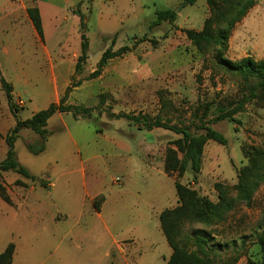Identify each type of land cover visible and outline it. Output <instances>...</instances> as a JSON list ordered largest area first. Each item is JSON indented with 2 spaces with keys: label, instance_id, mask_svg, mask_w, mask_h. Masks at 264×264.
I'll list each match as a JSON object with an SVG mask.
<instances>
[{
  "label": "rangeland",
  "instance_id": "1",
  "mask_svg": "<svg viewBox=\"0 0 264 264\" xmlns=\"http://www.w3.org/2000/svg\"><path fill=\"white\" fill-rule=\"evenodd\" d=\"M80 1L83 6H76L73 11L81 9L86 19L85 28L82 30L72 21L66 25L71 55L55 57L54 78L57 82L51 81L49 70L46 75L36 74L39 86L21 90L26 107L22 109L24 104L21 106V101L16 103L22 109V119L47 109L52 103H59L64 96L66 105L95 108L88 117L74 119L69 114L61 119L55 118L50 129L55 134L60 130L63 132L50 136L47 149L39 155L32 154L26 147L27 143L39 140L32 131L24 130L16 142L17 158L33 176L40 177L50 163L55 166V175L72 172L67 176L70 179L68 184L65 178L56 176L53 180L56 187L51 190L53 199L70 214L51 243H62L68 256L59 259L50 255L37 238L36 249L23 257L24 263L127 264L130 260L129 264H136L128 256L125 263L122 259L108 261L105 253L112 238L105 224L90 215L88 209L83 212L80 209V202L88 191L85 181L93 174L99 175L106 195L125 191L130 197L128 207H120L123 202H118L111 212L116 211V214L105 219L116 236L123 235L117 228L124 230L137 224L136 208L131 206L137 197L145 201L154 199L157 197L156 187L167 196H177L175 183L180 182L213 203H219L224 197L232 204L225 219L211 226L186 220L181 227V247L211 259L213 264L231 262L236 256H240L236 264H247L249 258L261 261L258 236L264 232V178L250 200L239 198V183L246 168H249L245 172L246 184L255 182L257 174L264 177V95L236 116L239 124L212 120L218 103L240 92L242 79L219 64L216 50L209 48L199 52L184 33L187 29H203L210 15L206 0H199L194 5H186L184 0ZM157 10L175 11L177 20L151 28ZM64 13L69 17L72 15L68 9ZM76 29L81 34L85 32L89 41L88 59L79 73L75 72L81 55L80 34ZM116 35L113 52L126 48L125 53L110 60L99 76L91 77ZM73 51H79L78 55H72ZM249 55L256 60L264 59V0H258L236 25L223 52L224 59L231 61ZM68 88L71 91L66 94ZM209 106L212 107L206 120H210L209 125L228 139V144L207 142L197 183L191 170L183 176L165 172L167 151L177 149L175 141L181 136L164 129L141 131L127 119L118 120L111 116H161L173 124L191 126L192 123L198 124ZM11 119L15 120L0 83V127L7 128ZM192 131L196 132L195 128ZM16 176L18 174L12 171L0 173V183L6 186L12 201L11 204L5 202V210L0 212V254L11 242L19 243L30 238L23 236V226L19 236L14 208L31 197L30 193L35 191L30 189L35 188L37 192L42 188L39 179L32 182L20 175L26 186L17 185ZM39 193L47 194L43 189ZM55 214L58 213L55 211ZM55 219V223H59L65 218L58 214ZM155 223L156 220L151 219L149 238L138 247L143 252L145 264H162L163 258L167 257L166 250L171 249L162 229L159 226L156 229ZM199 232L209 239L208 249L204 252L195 245ZM15 254L16 249L12 264H17Z\"/></svg>",
  "mask_w": 264,
  "mask_h": 264
},
{
  "label": "trees",
  "instance_id": "2",
  "mask_svg": "<svg viewBox=\"0 0 264 264\" xmlns=\"http://www.w3.org/2000/svg\"><path fill=\"white\" fill-rule=\"evenodd\" d=\"M199 0H184L186 5H194ZM258 0H206L210 15L205 20L203 29L200 31L194 29L184 30L185 35L192 45L199 51L204 52L209 48L217 51V60L219 64L226 68L229 72L238 74L242 79V88L235 97L227 98L224 102L218 103L214 111L215 122L228 121L239 124L236 116L246 107L264 95V59L256 60L253 56L244 57L238 61L224 59L223 52L227 49L230 37L236 25L255 7ZM29 16L35 26L42 41L45 40L43 22L40 10L36 7L28 10ZM80 16L81 29L85 28V17L78 11ZM177 13L172 10H157L156 19L152 22V27H157L163 22L173 23L177 20ZM116 37L112 41V45L103 53L97 70L92 73L93 78L99 76L108 62L116 57L122 56L126 48H121L113 52V45L116 43ZM89 41L85 32L81 34V55L78 58L75 72L79 73L82 64L88 59ZM1 65V62H0ZM0 83L5 91L8 105L15 116L16 125L10 130L5 137L8 152L5 160L0 161V173L15 172L25 179L35 182L39 179L40 185L44 188L48 187L53 165L49 164L44 171L40 173V177H35L24 167L17 158L16 142L20 138L23 130H29L38 135L39 140L34 143H27L26 147L34 155H39L46 150L47 141L53 134L48 129L49 120L57 113L72 114L74 119L79 116H91L95 108L84 107L80 105H66V96L59 103H52L47 109L35 113L31 118L20 119L18 113L21 109L14 101L13 87L1 75L0 66ZM67 89L66 94L70 92ZM209 106L203 113V118L198 120L201 124L192 123L191 126L186 123L173 124L171 120H165L161 116L151 115H129V114H111L116 119H127L129 122L137 126L141 131H153L154 129H164L171 131L179 136L180 139L175 141L177 149H169L165 157V172L168 175L177 174L183 176L188 170L194 173V182L197 183V177L201 173L203 166L204 148L208 141H214L222 146L228 144V139L219 131L209 125V117L211 111ZM195 128L196 132H193ZM182 155V157H181ZM243 170L239 183V198L250 200L254 190L263 180V175L257 174L255 182L246 184V171ZM243 175V176H242ZM17 185L26 186L21 180L16 181ZM176 194L179 205L174 209H166L160 215V223L162 232L172 248L173 253L166 264H213L211 259L200 256L197 252H190L188 249L180 246L181 227L186 220L191 222L202 223L211 226L225 219V215L232 209L231 201L221 197L219 203H213L208 198L202 197L196 190L181 184L175 183ZM0 198L7 204H11V198L7 192V188L0 183ZM98 199L103 200V196H99L94 204L97 209ZM258 244L261 247V261L249 258L247 264H264V232L258 236ZM195 245L198 250L204 252L208 249L209 239L207 236L199 235L195 239ZM16 246L10 243L5 251L0 254V264H12ZM240 256H236L231 262L224 264H236Z\"/></svg>",
  "mask_w": 264,
  "mask_h": 264
},
{
  "label": "crops",
  "instance_id": "3",
  "mask_svg": "<svg viewBox=\"0 0 264 264\" xmlns=\"http://www.w3.org/2000/svg\"><path fill=\"white\" fill-rule=\"evenodd\" d=\"M72 2V0H0L1 75L12 85L14 101L16 103L20 101L23 102L24 107L22 109L26 107V102L22 99L23 93L21 90L29 87H33L34 89L38 87L39 79L36 74L40 73L41 75H46L48 74V70L51 74V81L55 80L57 82V79L54 78L55 57L71 55L68 52L71 40L68 38L69 31L66 25L71 21L75 23V26L80 25V16L77 14L79 10L75 12L73 8L83 3L80 0ZM33 7L40 10L45 35L44 41L40 38L28 13V10ZM65 9H68V12L72 13L70 17L68 14L64 13ZM81 13L83 14L82 11ZM76 32L78 35L80 34L81 46V33L79 30ZM55 42L56 44H54ZM78 52L79 51H73L72 55L76 56ZM21 110L18 113L20 119H22L20 116ZM67 115H69V113H57L49 120L48 129L53 132L51 137L63 132L60 130L55 134L53 129H50V125L55 123L53 122L54 119H61ZM15 125L16 119H11L7 128L5 126H1L3 129L0 127V161L5 160L8 152L5 137ZM55 172V166H53L48 187L40 188L47 192L45 196L39 193L40 189L36 192V189L32 188L30 190L35 192L30 193L31 197L25 199L18 208H14L15 222L17 223L19 236L22 231V226L25 228L23 236H25V238L30 236L29 239L26 238L25 240H21L19 242L20 244L17 241L16 243L11 242L16 244L17 255L15 254V260H17V264H25L23 257H25L29 251V254H31L33 249H36L35 243L37 238L44 243V247L51 253L50 255H56V258L59 259H65L68 256V251L63 249L62 243H51L56 232H60L63 228L62 225L70 218V214L62 210L57 201L53 199L51 190L56 187V183L53 181L56 176H58V179L65 178V182L68 184L70 183V179L67 176L72 172L65 171L57 175H55ZM163 175L169 178L166 173ZM17 180L23 181L19 175L16 176V181ZM85 184L88 191L87 195L80 202V209L82 212L88 209L90 215H94L103 222L112 238L111 244L107 247L105 258L108 261L111 259H122L125 263L128 256L130 259H134L136 264H145L144 258H142L143 252L141 249H138V247L142 241L149 238L148 233L150 231L151 219L156 220L154 225L156 229L158 226L161 228L159 216L164 210L174 208L178 205L177 196H173V194L167 196L161 191L160 187H156L155 192L157 197L154 198L155 200L152 198V200L145 201L137 197L134 204L131 203V206L133 205V208H136V210H134L137 212L138 216L137 224L125 228L124 230L117 228V231L123 234L121 237H118L114 234L115 232L106 225L105 219L107 216L113 215V213L116 214V211L113 213L111 212L113 210L112 208H115L118 202H123V205L121 204L120 207H128L130 202L129 195L125 191H119L113 195L110 194L111 196L106 195L104 184L99 179L98 174H93L90 180L85 181ZM99 196H103V200L99 201L98 199L99 209H97L94 202ZM48 202H51V205H49ZM5 206V202L0 199V212L5 210ZM55 211L65 219L61 222L58 221L59 223H55L56 215H58L55 214ZM81 215L82 213L79 214V216ZM28 232L31 233V235H29ZM21 239H23V237H21ZM29 240L32 243L29 242ZM53 245H55L54 252H52ZM75 249L79 251V248ZM166 252L167 257L163 258L162 264L167 263L173 250L171 248L170 250H166ZM129 261H127V264H129Z\"/></svg>",
  "mask_w": 264,
  "mask_h": 264
},
{
  "label": "built area",
  "instance_id": "4",
  "mask_svg": "<svg viewBox=\"0 0 264 264\" xmlns=\"http://www.w3.org/2000/svg\"><path fill=\"white\" fill-rule=\"evenodd\" d=\"M20 104H21V106H22V104H23V103H22V102H20Z\"/></svg>",
  "mask_w": 264,
  "mask_h": 264
}]
</instances>
